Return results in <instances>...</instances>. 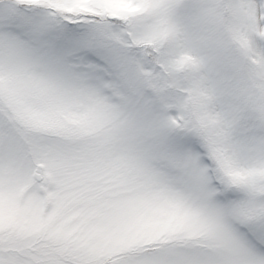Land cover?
<instances>
[{
  "label": "snow or ice",
  "instance_id": "snow-or-ice-1",
  "mask_svg": "<svg viewBox=\"0 0 264 264\" xmlns=\"http://www.w3.org/2000/svg\"><path fill=\"white\" fill-rule=\"evenodd\" d=\"M0 264H264V0H0Z\"/></svg>",
  "mask_w": 264,
  "mask_h": 264
}]
</instances>
